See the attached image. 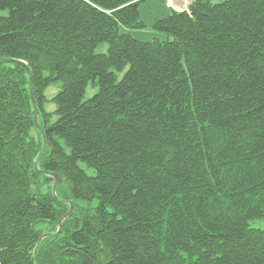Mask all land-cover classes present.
<instances>
[{
    "label": "trees",
    "instance_id": "1",
    "mask_svg": "<svg viewBox=\"0 0 264 264\" xmlns=\"http://www.w3.org/2000/svg\"><path fill=\"white\" fill-rule=\"evenodd\" d=\"M146 1L0 0V264H264V0Z\"/></svg>",
    "mask_w": 264,
    "mask_h": 264
},
{
    "label": "rangeland",
    "instance_id": "2",
    "mask_svg": "<svg viewBox=\"0 0 264 264\" xmlns=\"http://www.w3.org/2000/svg\"><path fill=\"white\" fill-rule=\"evenodd\" d=\"M194 0H147L144 3H141L139 6L140 11V19L145 23V27L142 29H129L126 27H121V30L124 32H128L134 38L142 41H151L153 39H166L167 35L161 32H157L152 28L153 22L156 19H159L163 16H166L171 10L174 11H183L188 10L189 6L193 3ZM212 3L222 2L224 0H210ZM187 8V9H186ZM8 14L7 10H0V15L5 16ZM107 44H102L97 47L96 52H106ZM123 73L118 74V78H121ZM60 84L56 83L49 86L46 91L45 95L48 99L45 108L47 111H53L55 109V105L50 101L51 98L57 93L59 90ZM97 90V87L93 85H88L85 91L84 99L91 97ZM55 119V117H54ZM33 133V132H32ZM80 167L87 173L88 175H93L95 171L87 167L83 163H79ZM49 175L40 173L38 177L35 178V182L31 185V190L33 192L39 193H53V180H48L47 178ZM64 187L61 185L57 186V190L55 191V195L61 196V192L63 193ZM81 207L85 206V203H79ZM97 205V201L94 200L91 203V206L94 207ZM250 226L252 228L257 229H264V218L255 219L250 221ZM36 230H40L41 232L47 233L50 230V227L46 223H38L35 225Z\"/></svg>",
    "mask_w": 264,
    "mask_h": 264
},
{
    "label": "water",
    "instance_id": "3",
    "mask_svg": "<svg viewBox=\"0 0 264 264\" xmlns=\"http://www.w3.org/2000/svg\"><path fill=\"white\" fill-rule=\"evenodd\" d=\"M0 61H6V62H12V63H18V64H20V65L25 66V67L28 69L26 63H25L24 61H21V60H18V59H14V58L3 59V58H1ZM32 84H33V80H32V76H30V96H31V101H32L33 107H34V123H35V126L38 128V130H39V131L41 132V134L43 135V129H42V127H41V126L39 125V123H38L39 108H38V106H37V104H36V102H35V98H34V94H33V87H32ZM45 143H46V142H45V140H44L43 143H42L41 151H40V153H39V155H38V159H39V156H40L41 152L43 151V149H44V147H45ZM38 159H37V161H38ZM37 161L34 162V168H35L38 172H40V173H46V174H48V175H50V176H52V177L54 178L53 193H55V188H56V185L59 183L60 177H59L56 173H51V172H47V171L42 170V169H38V168H37ZM67 202H68V204H69V209H68V211H67V212H66V213H65V214H64V215L58 220V227H57V230H56V232L54 233V235H58V234L60 233L61 228H62V222L72 214V210H73L72 198H70ZM49 235H51V233H44V234H42V235L39 237V239H38V241H37V243H36V246H35V260L37 259V247H38L40 241H41L43 238H45V237H47V236H49Z\"/></svg>",
    "mask_w": 264,
    "mask_h": 264
},
{
    "label": "built area",
    "instance_id": "4",
    "mask_svg": "<svg viewBox=\"0 0 264 264\" xmlns=\"http://www.w3.org/2000/svg\"><path fill=\"white\" fill-rule=\"evenodd\" d=\"M187 9V8H186ZM187 11V10H186Z\"/></svg>",
    "mask_w": 264,
    "mask_h": 264
}]
</instances>
